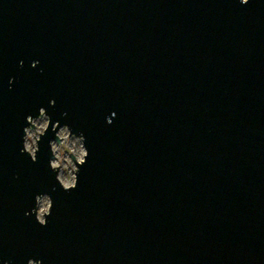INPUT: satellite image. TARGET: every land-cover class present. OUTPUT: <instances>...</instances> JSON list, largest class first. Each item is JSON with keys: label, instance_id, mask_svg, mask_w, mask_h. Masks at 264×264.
Wrapping results in <instances>:
<instances>
[{"label": "water", "instance_id": "1", "mask_svg": "<svg viewBox=\"0 0 264 264\" xmlns=\"http://www.w3.org/2000/svg\"><path fill=\"white\" fill-rule=\"evenodd\" d=\"M40 107L86 137L70 191L51 129L20 152ZM30 258L264 264V0H0V264Z\"/></svg>", "mask_w": 264, "mask_h": 264}, {"label": "clouds", "instance_id": "2", "mask_svg": "<svg viewBox=\"0 0 264 264\" xmlns=\"http://www.w3.org/2000/svg\"><path fill=\"white\" fill-rule=\"evenodd\" d=\"M243 2L247 3V0H243ZM38 63L39 61L33 60L32 67H36ZM20 64H23L22 60ZM13 80L14 77L9 79V88H11ZM50 104L54 105L55 100H51ZM108 122L111 123V119ZM50 129L54 133V138L48 142L51 152L49 166L56 173L55 179L62 189L70 191L78 186V173L89 156L86 137L83 132L77 134L72 131L67 123L61 125L59 120L53 122L46 108L40 107L37 115L29 114L26 116V125L23 128L22 137L23 146L20 152L22 154L27 153L31 161L36 162L40 148L39 142ZM53 190H55V186H53ZM52 208L53 199L51 195L48 192L38 193L34 197V207L25 215L34 214L35 220L41 226H46L47 217L51 215ZM4 264H10V261L5 260ZM27 264H43V262L39 258H30Z\"/></svg>", "mask_w": 264, "mask_h": 264}]
</instances>
